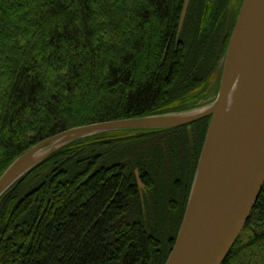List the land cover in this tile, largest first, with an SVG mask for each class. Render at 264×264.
<instances>
[{
	"label": "trees",
	"instance_id": "1",
	"mask_svg": "<svg viewBox=\"0 0 264 264\" xmlns=\"http://www.w3.org/2000/svg\"><path fill=\"white\" fill-rule=\"evenodd\" d=\"M129 1L111 4L119 19L100 26L107 8L94 0H0V176L66 129L181 111L217 95L241 7L225 15L229 0H191L178 36L185 0ZM210 119L141 136L94 135L50 156L0 215V264H166L186 206L144 214L135 169L148 194L167 202L170 179L184 177L191 155L190 192ZM97 153L106 166L132 168L130 189L117 190L116 178L83 180L94 176ZM117 192L131 197L117 204ZM263 255L264 188L223 264Z\"/></svg>",
	"mask_w": 264,
	"mask_h": 264
},
{
	"label": "water",
	"instance_id": "2",
	"mask_svg": "<svg viewBox=\"0 0 264 264\" xmlns=\"http://www.w3.org/2000/svg\"><path fill=\"white\" fill-rule=\"evenodd\" d=\"M191 0H185L180 36ZM215 98L193 108L102 121L59 132L25 150L0 176V215L24 177L64 147L103 133L137 135L211 117L183 220L166 264H223L264 187V0H243ZM140 189L145 186L138 172Z\"/></svg>",
	"mask_w": 264,
	"mask_h": 264
},
{
	"label": "flooded vegetation",
	"instance_id": "3",
	"mask_svg": "<svg viewBox=\"0 0 264 264\" xmlns=\"http://www.w3.org/2000/svg\"><path fill=\"white\" fill-rule=\"evenodd\" d=\"M243 0H229L227 7L224 9L225 11V15L228 14L229 9L232 7L233 9L235 7H241ZM229 25V24H228ZM232 24H230L231 27ZM224 39H226V36L224 37ZM221 62V61H220ZM211 98V96H209L208 98H206V100H209ZM141 131V129H129L127 130L125 133L128 136L129 135H134L137 132ZM105 140L104 138H98V142L99 141H103ZM100 147V145H98V148ZM97 160L94 161V166H93V175L92 177H88V176H83V180H91V179H97V182L102 180L101 184H105L107 182V180L109 179H115V182H117V180H120V182L117 184V190H123V189H130L131 187V171L132 168L129 165H126L123 161H119L118 163H110L109 166H106V164H102V161H100V158L102 157L101 153H97L96 154ZM190 157L188 158L190 161L189 165H186L185 168V175L182 178V175H179L178 177H172L170 179V188L168 190V196L166 197V201H162L159 198L160 197H156V195L150 196L148 194V189L146 184L144 185L145 187L141 190L140 186H139V182H138V176H137V171L135 169V174H136V184L138 187V190L140 192V197H141V205L143 207V212L144 214H148V213H162L163 210L161 208L160 205L163 206H171V209H169L168 214L171 215H178L180 214L181 210L183 209L184 206H186V202H187V196H188V192H189V183L191 181V171L189 166L193 164H191L192 158L193 156L189 155ZM85 172V169H84ZM139 173V178L141 180V175L140 172ZM111 185V184H110ZM119 185V187H118ZM153 188V187H152ZM142 193V194H141ZM131 194V193H130ZM129 193L123 192V194H121L119 196V192L116 193L114 200L117 204L121 203L123 200V196H127L126 198H130L131 195ZM147 202H148V207H147ZM150 206V207H149Z\"/></svg>",
	"mask_w": 264,
	"mask_h": 264
},
{
	"label": "rangeland",
	"instance_id": "4",
	"mask_svg": "<svg viewBox=\"0 0 264 264\" xmlns=\"http://www.w3.org/2000/svg\"><path fill=\"white\" fill-rule=\"evenodd\" d=\"M23 2H25V1H23ZM94 2L97 4V6H98V9L99 8H107V5H108V1H106V0H94ZM112 2V3H111ZM130 3V1L129 0H110V7H108L107 9H105V15H104V17H101V18H99L98 19V25H102V22L104 23V22H107V20H110V21H116V20H118L119 18L117 17L118 16V13H113L112 14V12H110V8L112 7L111 6V4H117L118 6H120V7H125L127 4H129ZM38 4V3H37ZM37 4H33V5H36L37 6ZM39 5V4H38ZM129 30V28L128 27H124V32L125 31H128ZM54 69V68H53ZM52 69V70H53ZM52 70L50 71V70H48L47 71V74H49V76L51 75L52 76ZM97 159H99V158H97ZM96 160V159H95ZM107 181H110V179L109 180H107ZM248 264L249 263V261L248 260H246L244 257L238 262V260H236V263H235V258L231 261V263L230 264ZM254 264V263H253ZM255 264H264V255L263 256H261V257H259V258H257L256 259V262H255Z\"/></svg>",
	"mask_w": 264,
	"mask_h": 264
},
{
	"label": "bare ground",
	"instance_id": "5",
	"mask_svg": "<svg viewBox=\"0 0 264 264\" xmlns=\"http://www.w3.org/2000/svg\"><path fill=\"white\" fill-rule=\"evenodd\" d=\"M213 98H215V95H211V98L209 99V100H207V102H209L210 100H212ZM198 163V162H197ZM196 168H197V166H196ZM195 171H196V169H195ZM143 183V182H142ZM144 184V183H143ZM145 185V184H144ZM142 194V193H141ZM138 195H139V198H140V200H141V197H140V192H139V190H138Z\"/></svg>",
	"mask_w": 264,
	"mask_h": 264
}]
</instances>
